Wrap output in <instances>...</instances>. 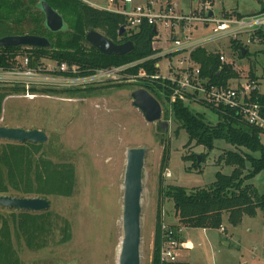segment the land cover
Instances as JSON below:
<instances>
[{
  "label": "rangeland",
  "instance_id": "rangeland-1",
  "mask_svg": "<svg viewBox=\"0 0 264 264\" xmlns=\"http://www.w3.org/2000/svg\"><path fill=\"white\" fill-rule=\"evenodd\" d=\"M90 3L106 5L99 0ZM166 0H133L135 5L154 3L157 11ZM176 14H186L200 4L208 5L217 19L245 17L260 11L258 0H167ZM264 2V0H263ZM159 37L153 47L165 50L172 46L167 30L159 27ZM246 42V37L241 39ZM245 46V45H244ZM248 55L238 59L225 40L207 48L223 53L233 63L239 81L250 80L251 71L256 77L257 90L264 95V46L247 45ZM26 49V48H23ZM261 51V52H259ZM177 57L161 58L159 74L166 75L168 65H176ZM119 83V82H118ZM113 82L76 85L96 88L93 94L69 98L62 94L36 93L33 99L25 93L13 94L3 103L0 127L42 131L47 141L43 143L45 157L54 162H69L75 167L76 183L72 197L46 200L49 210L66 218L71 224V240L67 244L50 246L30 252L18 248L23 264H118V246L122 239V197L126 152L145 148L140 198L141 264H150L155 217L158 207L157 188L164 185L191 188L208 187L215 174L230 175L232 167L217 164L224 151L234 148L223 141H216L212 151L202 147L187 148V134L175 133L171 117L164 116V101L152 95L162 110V121L168 123L166 132L156 123H146L132 107L131 93L143 89L136 84L116 88ZM70 87L69 83L64 85ZM193 113L203 114L204 120L215 124L216 115L204 105L188 104ZM3 140H0V142ZM264 144V139L262 140ZM162 142V143H161ZM167 146V168L160 175L159 167L163 148ZM207 155L198 166L184 160L185 155ZM248 168V166H247ZM165 173L170 177L165 178ZM264 191V172L246 182ZM163 223L175 224L174 207L170 200L161 202ZM227 227V239L219 230L186 229L194 250L188 252L189 264H264V213L255 217L244 216L237 227ZM58 238H56L57 240ZM55 240V241H56Z\"/></svg>",
  "mask_w": 264,
  "mask_h": 264
},
{
  "label": "trees",
  "instance_id": "trees-1",
  "mask_svg": "<svg viewBox=\"0 0 264 264\" xmlns=\"http://www.w3.org/2000/svg\"><path fill=\"white\" fill-rule=\"evenodd\" d=\"M40 1L47 3L63 18L65 30L51 33L45 28L44 16L39 8ZM258 3L260 11L257 14L264 13L263 0H258ZM234 17L243 16L235 13ZM121 28H126V19L122 15L92 8L79 0H0V38L32 35L44 37L50 43L48 49L0 48V68L18 65L19 58L26 52L31 54V66L42 59L78 66L79 73L76 75L68 73L62 75L67 78L87 77L97 70H107L139 61L143 62L127 69L124 74L128 76H137L140 73L156 74L155 65L161 58L152 59L158 54V51L153 49L156 36L153 26L144 23L136 30H125L119 35ZM88 31H96L116 45L130 41L133 49L125 56L102 55L85 41ZM261 38L263 39V34ZM230 48L237 54L238 59L248 55L247 48L240 41H231ZM241 48L246 49L243 57ZM190 58L200 67L201 77L208 79L210 84L224 87L230 80L239 78L233 66L220 63L218 53L198 48L191 53ZM248 78L257 84L256 77L251 71ZM130 84L138 85L151 95L158 94L163 101L169 95V90L160 82L152 84L145 81L123 82L110 86L123 88ZM95 90L96 88L88 87L61 90L32 89L30 92L44 95L62 94L75 98L93 94ZM24 92L20 87H0V115L3 103L9 96ZM252 101L261 105L264 111V95L260 94L257 88L252 92ZM204 107L216 115L215 124L206 122L203 114L193 113L189 106L181 101L171 105L170 114L166 107L163 113L165 117H171L176 134L180 130L187 134L185 146L189 149L202 147L210 152L216 141H223L232 146L234 151H224L217 161V164L223 163L232 167V172L230 175L217 172L214 181L205 188L186 189L164 185L162 180L159 182L157 188L159 201L150 264H160L163 200H170L173 203L174 217L177 220L175 224L168 223L173 229L182 227L185 230H219L225 220L229 226L237 227L244 216L253 218L257 211L264 213V191L259 193L255 187L246 183L264 172V144L260 131L249 126L241 116L228 109L209 105ZM167 155L168 150L165 146L160 160V175L167 168ZM205 156L207 155H200V159L203 160ZM183 159L188 161L193 159L192 166L200 167L194 154L185 155ZM75 183L74 165L69 162H54L45 157L43 144L0 142V196L70 198L74 193ZM70 240V222L50 210L32 213L0 207V264H23L18 248L38 252L52 245L67 244ZM175 264L188 263L179 261Z\"/></svg>",
  "mask_w": 264,
  "mask_h": 264
},
{
  "label": "built area",
  "instance_id": "built-area-1",
  "mask_svg": "<svg viewBox=\"0 0 264 264\" xmlns=\"http://www.w3.org/2000/svg\"><path fill=\"white\" fill-rule=\"evenodd\" d=\"M79 1L92 8L122 15L126 19V31L136 30L140 25L146 23L153 26L156 33L154 40H157L159 27L167 30L172 46L165 50L153 47L158 51V54L152 59L174 55L173 57L178 58L177 64L168 65L164 77L159 74V62L155 65L157 73L154 75L140 73L137 76H128L124 74L127 69L143 62L139 61L107 70H97L87 77L67 78L62 75L65 73L76 75L79 73V67L69 66L66 63L58 64L46 59L31 66V54L25 52L19 58L18 65L12 68H0V87H20L24 89L26 98L33 99L36 93L30 92L32 89H84L87 84L105 82L136 83L145 81L148 84L160 82L163 87L169 90V95L164 99V105L169 114L171 105L176 101H181L186 105L195 103L215 108L221 107L241 116L249 126L260 131L261 141L264 139L263 107L252 101V92L257 88V84L250 80L241 82L239 79L230 80L224 87L210 84L208 79L201 77L200 67L190 58L193 51L204 48L218 53L221 64L233 66V63L223 53L210 50L207 47L219 45L225 40L229 43L231 41L241 42L244 36L246 42H241L243 45L264 46V13L242 18L217 19L210 6L201 4L186 14H176L174 7L167 0L157 11L154 9V3L139 6L135 5L133 0H106V7H98L87 0ZM209 13H212L211 17L208 16ZM261 34H263V39ZM66 83H69L70 87L64 88ZM76 85L84 86L75 87ZM165 176V178H169L170 174L165 173ZM219 230L223 232L222 228ZM161 231L160 264H175L180 261L185 228L176 227L173 229L171 225L163 223ZM176 237L180 239H176Z\"/></svg>",
  "mask_w": 264,
  "mask_h": 264
},
{
  "label": "water",
  "instance_id": "water-1",
  "mask_svg": "<svg viewBox=\"0 0 264 264\" xmlns=\"http://www.w3.org/2000/svg\"><path fill=\"white\" fill-rule=\"evenodd\" d=\"M39 8L44 16V26L51 33H57L66 29L63 18L44 1L39 2ZM209 17L212 13H209ZM121 28L119 35L124 33ZM85 41L100 54L105 56H125L132 49V43L127 41L116 45L96 31H88ZM0 48H37L48 49L50 43L44 37L21 35L0 38ZM246 49L241 48V56ZM132 107L138 111L146 123H156L162 132H166L168 123L162 121V110L155 98L145 89H139L131 93ZM0 140L33 144H43L47 141L46 135L39 130H24L20 128L0 127ZM145 148H133L126 152V163L123 178L122 197V239L118 255V264H141V226H140V198L142 193V172L146 155ZM200 156H197V165ZM0 207L12 208L15 211L39 213L47 211L50 204L42 198H16L0 196Z\"/></svg>",
  "mask_w": 264,
  "mask_h": 264
},
{
  "label": "crops",
  "instance_id": "crops-1",
  "mask_svg": "<svg viewBox=\"0 0 264 264\" xmlns=\"http://www.w3.org/2000/svg\"><path fill=\"white\" fill-rule=\"evenodd\" d=\"M99 1H101V2H104V4L106 3V5H104V6H102V5H98V4H94V5H96V6H98V7H106L107 6V2H106V0H99ZM120 1V0H119ZM243 219V218H242ZM242 221V220H241ZM226 225H228V223L226 222V220H225V222H224V224H223V227H222V229H223V232H221L220 230V232L221 233H223V235L225 236V238L227 239V234H228V230H227V227H226ZM229 226V225H228ZM186 231V230H185ZM225 232V233H224ZM194 250V245L192 244V241L190 240V237H189V234L188 233H186L185 234V236L183 235V247L181 248V252H180V254H181V256H180V261H184V262H187L188 264H189V262H188V254H186V253H188V252H192Z\"/></svg>",
  "mask_w": 264,
  "mask_h": 264
},
{
  "label": "bare ground",
  "instance_id": "bare-ground-1",
  "mask_svg": "<svg viewBox=\"0 0 264 264\" xmlns=\"http://www.w3.org/2000/svg\"><path fill=\"white\" fill-rule=\"evenodd\" d=\"M119 251H120V245L118 246V250H117V252H118V255H119Z\"/></svg>",
  "mask_w": 264,
  "mask_h": 264
}]
</instances>
